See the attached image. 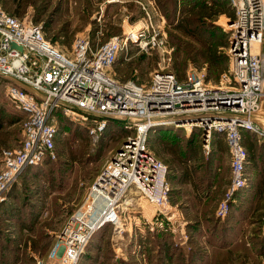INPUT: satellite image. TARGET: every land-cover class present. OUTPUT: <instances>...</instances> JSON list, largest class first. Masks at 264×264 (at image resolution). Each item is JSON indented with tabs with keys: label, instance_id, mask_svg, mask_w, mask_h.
Returning a JSON list of instances; mask_svg holds the SVG:
<instances>
[{
	"label": "built area",
	"instance_id": "2783aa9c",
	"mask_svg": "<svg viewBox=\"0 0 264 264\" xmlns=\"http://www.w3.org/2000/svg\"><path fill=\"white\" fill-rule=\"evenodd\" d=\"M135 1L144 10L145 17L138 21L143 25L105 42L100 41L101 29L95 37L77 35L71 55L47 38L42 23L23 21L0 5V77L9 81L7 97L25 116L21 144L3 151L0 201L26 169L57 157V111L90 122L94 135L106 129L109 119L134 129L96 177L85 202L67 219L47 264H78L97 232L108 225L121 232L123 199L131 190L158 207L155 228L177 230V214L169 207L168 165L150 147L153 127H198L206 152L216 134L224 136L231 179L217 212L221 217L247 185L243 132L264 138V126L256 118L264 101V49L258 53L264 47V0H227L234 12L227 24L230 65L219 84L210 85L204 70L192 69L183 79L160 64L148 86L121 82L110 71L129 45L158 50L170 60L173 49L154 23L155 1Z\"/></svg>",
	"mask_w": 264,
	"mask_h": 264
},
{
	"label": "rangeland",
	"instance_id": "374dc122",
	"mask_svg": "<svg viewBox=\"0 0 264 264\" xmlns=\"http://www.w3.org/2000/svg\"><path fill=\"white\" fill-rule=\"evenodd\" d=\"M107 1L92 0L93 8L90 10L86 9L85 0H0V5L12 15L19 12L16 16L23 21L42 23L48 38L55 39V45L71 55L77 35L95 37L97 30L101 29L100 41L105 42L132 27L143 25V22H135L145 17L140 5ZM154 1L158 9L154 23L173 49L170 60L164 59L158 50L143 51L136 45H129L121 51L110 71L121 82L131 80L146 86L150 83L151 73L160 64L166 65L183 79L192 69L208 73L211 70L205 58L192 60L185 55L183 45L191 43L201 52L210 51L219 59H226L221 64L220 74L213 72L212 79L207 81L210 85L219 84L222 73L230 65V30L227 27L230 17L219 12L221 5H226L233 12L227 1ZM178 7L192 10L185 11L179 17ZM101 11L103 18L99 22L98 13ZM127 13L133 14L129 22L125 20ZM183 17L188 22L187 29H192L196 35L188 34L177 26L179 23L183 25ZM47 21L50 22L48 29ZM263 49L260 46L258 53H262ZM8 82L0 77V169L3 151L21 144L25 119L7 97ZM56 117L59 126L57 157L41 166L26 169L0 201V264H47L67 219L85 202L96 176L121 145L119 141L134 132V129H130L120 135L125 127V123H120L111 133L94 135L90 132V122L66 115L62 121L60 116ZM176 128V132H179L177 139L173 136L166 138L172 144V153L159 143L160 135L157 132H150V147L165 164L172 165L173 173L178 178L170 182L173 190L169 207L172 211H179L175 222L180 223L181 230L187 231H173L168 226L161 229L169 232L173 239L174 245L166 247L168 254L177 255V264H264V142H258L245 133L244 144L253 145L252 150L247 147L250 162L246 169L248 180L245 187L248 188L236 202L235 198L232 200L235 205L231 212L221 217L217 212L229 189L231 166L223 154L224 142L219 140L222 144L217 148L222 153L218 154L216 161V178L221 181L228 173L230 176L223 197L216 204L215 216L218 217L208 222L198 217L200 214H189L184 210L191 200L188 196L192 187L199 190V183L209 176L206 161L202 158L206 151L198 147L201 132L197 127ZM189 133L198 134L193 136L198 144L193 149L192 162L183 158L185 148L181 144ZM209 156H212V151ZM169 159H172V163ZM185 178L186 181L191 179L193 186ZM194 181L197 182L196 186ZM158 211L155 204L138 192L129 191L122 204L124 229L118 232L108 225L97 232L78 264H151L150 259L158 248V239L153 236L158 231L153 225ZM196 218H200L199 223L195 221ZM189 221L192 225L190 230ZM154 239L157 241L154 242ZM212 239L217 241L215 247L210 242ZM188 254H192V257H186Z\"/></svg>",
	"mask_w": 264,
	"mask_h": 264
},
{
	"label": "trees",
	"instance_id": "16d2710c",
	"mask_svg": "<svg viewBox=\"0 0 264 264\" xmlns=\"http://www.w3.org/2000/svg\"><path fill=\"white\" fill-rule=\"evenodd\" d=\"M102 1V0H101ZM227 1V0H226ZM85 3H86V9H92L93 8V3H92V0H85ZM227 4H228V1H227ZM229 5V4H228ZM230 6V5H229ZM178 16L180 17V16H183V13L185 12V11H191L192 9H190V8H182V7H178ZM219 12H221V13H226L229 17H230V19H233L234 18V12H232L226 5H221V7H220V9H219ZM19 14V12H17L16 13V15H18ZM15 15V16H16ZM38 20V19H37ZM184 21H185V24H184ZM182 22H183V25L181 24V23H179V25H177V26H179V28H182V29H184V31H186L188 34H192V35H196L195 33H194V31L192 30V29H187V20H186V18H184L183 17V20H182ZM46 24H47V26H46V29H48L49 28V26L48 25H50V22L49 21H47L46 22ZM44 30H45V27H44ZM45 34H46V30H45ZM46 36H47V34H46ZM47 38H48V36H47ZM49 40H51L53 43L54 42H56L55 41V39H53V38H48ZM55 44V43H54ZM183 49H184V53H185V55L187 56V58H190V59H192V60H199L200 58H205L206 59V61L208 62V68H209V70H211V71H209L208 73H206V80L207 81H209V80H211L212 79V77H213V75H212V73L214 72L216 75H219L220 74V72H221V70H222V65L221 64H224L225 62H226V59L225 60H223V59H219V57H218V55H216V54H214L213 52H205V51H203V52H201V51H199V50H197L196 48H194V46H193V44H191V43H184V45H183ZM176 69V68H175ZM174 72V71H173ZM178 76H179V74L178 73H176ZM180 77V76H179ZM180 78H182V77H180ZM23 114V113H22ZM61 114V115H60ZM56 115L59 117L60 116V120L62 121V119H64V114L59 110V111H57L56 112ZM23 116H24V114H23ZM25 117V116H24ZM89 123V122H88ZM121 122H119V121H117V120H114V119H109L108 120V125H107V127H106V129L103 131V132H101L100 133V135L101 134H106L107 132L108 133H111V131H115L116 129V126L118 125V124H120ZM92 125V124H91ZM91 125H90V128H91ZM127 128V129H126ZM180 128V127H179ZM182 128V127H181ZM176 130H177V128H176V126H174V125H161V126H156V127H153L152 129H151V133L152 132H157L156 134H159L160 135V138H159V143H162L163 144V147H165V148H167L168 149V151H169V153H172V144L170 145V143H168V141H167V139L166 138H170V136H173L174 137V139L176 140L177 139V137H178V133L179 132H176ZM197 130H200V132H201V135H200V137H201V141H200V145L198 146L200 149H203V140H202V134H203V131H202V129H200V128H198L197 127ZM129 131H131L130 130V128L125 124V127L123 128V130H122V133H120V135L122 134V135H124L125 133H127V132H129ZM194 132V131H193ZM245 133H247V134H249L250 136H251V138H255V140H257L258 142H264V138H259L255 133H253V132H251V131H245V132H243V141H244V138H245ZM190 134V133H189ZM188 134V136L187 137H185V140L184 141H182L181 142V144H183V145H180V146H183V148H185L184 149V157L183 158H185L186 160H188L190 157H191V155L193 154V149H194V147L195 146H197L196 144H198L197 143V140L195 141V137L193 138V136H195V135H198V134H195V133H191L190 135ZM247 136V135H246ZM248 137V136H247ZM124 138V137H123ZM123 138L119 141V144H120V142H122V140H123ZM215 137H214V139H213V142H212V147H211V151H212V155H213V153H214V150H215V148H214V143H215ZM170 142H172V141H170ZM178 142V141H177ZM176 143V142H175ZM185 143V144H184ZM118 144V145H119ZM173 146H175V145H173ZM253 145H251V144H248L247 146L245 145V147H246V149H247V147L249 148V150H252L253 149V147H252ZM119 148V147H118ZM180 148V147H179ZM152 149V148H151ZM181 149V148H180ZM153 150V149H152ZM174 150V149H173ZM180 151V150H179ZM153 152H154V150H153ZM247 152H248V149H247ZM155 153V152H154ZM156 154V153H155ZM156 156L157 157H159V155H157L156 154ZM250 156H249V152H248V162H247V165L249 164V162H250V158H249ZM160 158V157H159ZM49 160H52L51 158H48V159H46L45 160V162H43V163H46L47 161H49ZM175 161H176V159H175ZM181 160H179V162H180ZM169 162L170 163H172V159H169ZM188 162V161H187ZM43 163H41V164H38V165H35V166H32L33 168L34 167H37V166H41V165H43ZM171 165V164H170ZM170 165H168V179H169V181L171 182V183H173L174 182V180H177L176 179V176H175V173H173V169H172V165L170 166ZM207 171H208V177H207V179H205V181L208 183V184H210V182H212V181H216L217 180V178H216V175L218 174V172L216 171V170H218V164H216L215 166H213L212 164L210 165V164H208L207 165ZM102 170H100V172H101ZM99 172V173H100ZM99 173H98V175H99ZM190 175H191V173H189ZM97 175V176H98ZM96 176V177H97ZM192 176V175H191ZM172 178H173V180H172ZM96 179V178H95ZM220 180H218V182H219ZM198 183H199V181H198ZM196 184H197V182L196 181H194V185L196 186ZM199 186H200V183H199ZM246 188H248V187H243V188H241L240 190H238L237 192H236V194H235V202H236V200H237V198L241 195V193L243 192V191H245L246 190ZM172 186H171V191H170V198H171V196H172ZM235 202L234 201H232V203H231V210H232V208L234 207V205H235ZM217 209V208H216ZM231 212V211H230ZM215 213H216V210L215 211H210L209 213L208 212H204V213H201L198 217H200V218H202V220L204 221H208V222H210L211 220L213 221L215 218H217L216 216H215ZM200 218H196V222L197 223H199L200 222ZM221 218V217H220ZM191 219V218H190ZM217 222V221H216ZM191 223H190V221H189V223H188V229L190 230V228H191ZM218 226V225H217ZM216 226V227H217ZM158 231H156V232H154L153 233V236H156L157 237V239H158V248H157V250L155 251V255L153 256V257H151V259H150V262H151V264H168V263H170V264H177V262L175 261V259H177V255H174V254H168V250L166 249V247L167 246H172V245H174V243H173V239L171 238V235L169 234V232H167L166 230V232L165 231H163V230H161V228H158L157 229ZM188 230V231H189ZM168 233V234H167ZM164 235H166V236H164ZM168 235V236H167ZM92 241V240H91ZM90 241V242H91ZM154 242H156L157 240L156 239H154L153 240ZM210 242H211V244H212V246H216L217 245V241H216V239H212V240H210ZM161 248H164V250H162ZM186 257H192V254H188ZM201 261L203 262V259H201ZM189 263V262H188ZM212 264V263H211Z\"/></svg>",
	"mask_w": 264,
	"mask_h": 264
},
{
	"label": "crops",
	"instance_id": "0c3cea01",
	"mask_svg": "<svg viewBox=\"0 0 264 264\" xmlns=\"http://www.w3.org/2000/svg\"><path fill=\"white\" fill-rule=\"evenodd\" d=\"M107 2H110L109 0ZM128 3V2H134L136 5H139L135 0H123L121 3ZM110 3H113V2H110ZM101 13V12H100ZM98 13V14H100ZM133 14L132 13H127L125 15L126 17V21H130V17L132 16ZM132 21V20H131ZM136 21H139V20H135ZM257 121L264 126V101H263V108L262 110L259 112V114L257 115ZM245 132V131H244ZM222 139L223 140V145H224V149L225 151L223 150V154L225 155V159H227V163L229 164L230 163V154H229V149H228V145H227V142L224 138V136L222 134H216L215 135V143H214V153L213 155L210 157L209 156V153L211 152V150L209 152H205L206 155L203 154L202 158L203 160L206 161V164H212L213 166H215L217 164V159H218V154L219 153H222L221 151H219V149L217 148L219 144H222L221 142H219V140ZM204 150V149H203ZM217 157V158H216ZM194 158H192V155L191 157L187 160L188 162H192ZM229 176H230V173H228V176L224 179V180H221L218 182V180L216 181H212L210 182V184H208L205 180L202 181V183L200 184L199 186V190H195L193 189L194 187H192V190L189 192V198L191 199L188 204L185 205V212L186 213H189V214H192V213H195V214H201V213H204V212H210V211H215L216 210V207L218 204L217 202L219 201V199H221V197H223V194L227 188V185H228V181H229ZM188 178V177H187ZM185 178V181L186 179ZM190 178V176H189ZM189 185L192 184L191 182V179L187 180L186 181ZM193 186V184H192ZM179 203H177L178 205ZM183 210V209H182ZM176 214H180L178 210H175L174 211ZM184 212V211H183ZM177 232H184L186 233L187 231L185 230H181V227H178ZM177 242V241H176ZM170 264V263H168Z\"/></svg>",
	"mask_w": 264,
	"mask_h": 264
},
{
	"label": "water",
	"instance_id": "95a60500",
	"mask_svg": "<svg viewBox=\"0 0 264 264\" xmlns=\"http://www.w3.org/2000/svg\"><path fill=\"white\" fill-rule=\"evenodd\" d=\"M230 22H233V19H230Z\"/></svg>",
	"mask_w": 264,
	"mask_h": 264
}]
</instances>
